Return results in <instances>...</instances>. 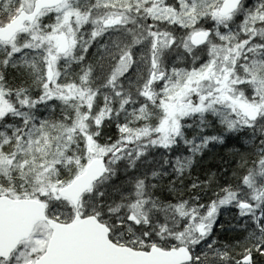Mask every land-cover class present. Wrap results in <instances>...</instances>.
<instances>
[{"label":"snow or ice","instance_id":"snow-or-ice-1","mask_svg":"<svg viewBox=\"0 0 264 264\" xmlns=\"http://www.w3.org/2000/svg\"><path fill=\"white\" fill-rule=\"evenodd\" d=\"M0 264H264V0H0Z\"/></svg>","mask_w":264,"mask_h":264},{"label":"rangeland","instance_id":"rangeland-1","mask_svg":"<svg viewBox=\"0 0 264 264\" xmlns=\"http://www.w3.org/2000/svg\"><path fill=\"white\" fill-rule=\"evenodd\" d=\"M253 2H254V0H253Z\"/></svg>","mask_w":264,"mask_h":264}]
</instances>
